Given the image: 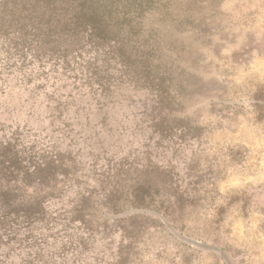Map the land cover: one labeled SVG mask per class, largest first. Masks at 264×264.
Returning a JSON list of instances; mask_svg holds the SVG:
<instances>
[{
	"label": "rangeland",
	"instance_id": "374dc122",
	"mask_svg": "<svg viewBox=\"0 0 264 264\" xmlns=\"http://www.w3.org/2000/svg\"><path fill=\"white\" fill-rule=\"evenodd\" d=\"M156 5L144 26L160 44L153 65L170 74L161 103L123 82L96 112L78 81L48 68L0 92V141L74 161L49 210L77 207L94 232L73 219L49 234L55 257L29 249L12 264H264V0ZM70 101L80 116H59ZM106 183L118 185L110 200Z\"/></svg>",
	"mask_w": 264,
	"mask_h": 264
},
{
	"label": "trees",
	"instance_id": "16d2710c",
	"mask_svg": "<svg viewBox=\"0 0 264 264\" xmlns=\"http://www.w3.org/2000/svg\"><path fill=\"white\" fill-rule=\"evenodd\" d=\"M156 1L0 0V92L12 75L30 83L31 72L45 75L48 68L78 81L77 88L85 92L76 95L88 96L96 112L115 99L119 91L114 90L123 82L142 83L152 91L154 103H161L168 96L164 84L171 80L170 74L153 65L160 44L157 41L155 48L144 26L157 10ZM63 105L66 108L57 111L59 116L70 117V107L71 117L80 116L82 106L72 101ZM16 138L0 141V264H12L13 254L29 249L35 250L40 263L44 255H57L54 248L45 254L49 234L69 228L73 219L85 231L94 232L77 207L68 213L49 210V204L68 188L75 162L65 167L49 150L20 145V136ZM117 190L118 185L99 186L104 200ZM83 200L81 196L80 203Z\"/></svg>",
	"mask_w": 264,
	"mask_h": 264
}]
</instances>
